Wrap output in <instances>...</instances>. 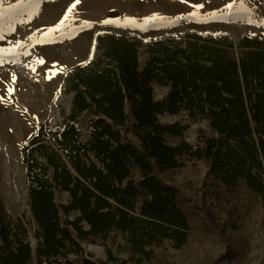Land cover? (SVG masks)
<instances>
[{
  "label": "trees",
  "instance_id": "1",
  "mask_svg": "<svg viewBox=\"0 0 264 264\" xmlns=\"http://www.w3.org/2000/svg\"><path fill=\"white\" fill-rule=\"evenodd\" d=\"M186 38L185 43H148L149 56L140 66L138 40L97 31L89 60L66 72V89L74 92L70 121L50 136L41 130L26 149L29 198L40 225L37 255L46 259L40 264H55L66 241L81 250L71 228L85 239L104 237L113 228L130 231L139 250L163 237L178 246L185 243L187 218L175 205L173 187L157 173L179 166L184 155L210 159L214 179L233 187L244 179L264 197V39L198 32H187ZM153 82L170 85L165 98L154 100ZM182 111L190 119H208L218 136L197 147L186 140L169 144L166 135L181 137L190 125L162 123L159 115ZM83 112L97 116L84 140L75 124ZM128 132L136 139L128 138ZM132 166L144 177L139 186L125 185ZM57 187L70 193L62 209L66 214L78 210L77 220L61 221ZM144 191L150 197L142 212L150 220L128 210ZM3 208L0 196V212ZM33 254L29 242L17 239L0 264H31ZM84 264L95 263L86 259Z\"/></svg>",
  "mask_w": 264,
  "mask_h": 264
},
{
  "label": "rangeland",
  "instance_id": "2",
  "mask_svg": "<svg viewBox=\"0 0 264 264\" xmlns=\"http://www.w3.org/2000/svg\"><path fill=\"white\" fill-rule=\"evenodd\" d=\"M16 3L18 0H4V8ZM73 4L71 26L53 33L55 39L38 43V38L47 39L48 29L57 26ZM230 4L232 7L228 8ZM153 16L163 19L143 23ZM126 18L135 19L141 26H119ZM106 20L116 23H103ZM85 21L90 23L85 25ZM101 30L138 40L139 63L143 66L149 56L148 43L161 39L185 43L187 32L225 33L236 39L258 35L264 39V0H79L78 3L76 0H39L38 9L26 6L7 12L0 20L3 35L0 48H13L18 43L23 47L17 49L19 55L6 56L0 65V97H4L0 102V196L4 207L0 212V257L7 247H16L17 239H23L31 245L34 240L31 264L46 261L37 255L40 225L29 198L26 149L41 130L50 136L51 132H61L70 121L74 92L66 89L65 74L89 60L94 36ZM40 60L44 63H39ZM152 87L154 100L165 98L170 89V85L157 82ZM9 88L13 90L11 95ZM96 119L97 116L88 112L76 119L83 140L89 136ZM159 121L190 125L181 137L166 135L172 145L186 140L197 147L206 139L218 136L208 119H190L186 111L161 114ZM127 137L136 139L132 132ZM47 142L56 146L51 138ZM179 163L175 168L157 173L163 183L173 187L175 205L187 218L185 243L178 246L175 240L163 237L144 243L139 250L131 240L130 231L113 228L104 237L85 239L71 228L81 250L66 241V248L53 259L55 264H84L86 259L95 264H264V197L244 179L235 187L214 179L210 172L211 160L206 157L184 155ZM48 175L53 177L52 169ZM143 178L141 170L132 166L125 185L132 181L139 186ZM24 195L27 207H24ZM149 197L145 191L135 197V208L128 209L130 214L150 220L142 212L143 203ZM55 201L63 223L79 218L78 210L66 214L62 209L70 201L68 191L57 187ZM112 203L116 205L113 200ZM82 224L89 229L88 223Z\"/></svg>",
  "mask_w": 264,
  "mask_h": 264
},
{
  "label": "snow or ice",
  "instance_id": "3",
  "mask_svg": "<svg viewBox=\"0 0 264 264\" xmlns=\"http://www.w3.org/2000/svg\"><path fill=\"white\" fill-rule=\"evenodd\" d=\"M79 0H76V3H78ZM26 6H31L34 9H38L39 7V0H18V3H16L15 5H10L8 9L4 8V0H0V20H2L4 18V16L7 14V12L9 11H14L16 9H24ZM243 6V5H241ZM75 7V4H73L72 6H70V8L68 9V12L66 13L65 17L60 21V23L55 26L54 28L48 29V32L46 34L47 39H41L38 38L37 42L38 43H43V42H49L52 39H55V37L52 35L53 33L60 31L62 28L64 27H70L71 26V19L72 17V9ZM197 7H202V5H198ZM228 8H231L232 5H228ZM29 15L31 16L32 13H29ZM156 19H163L162 17H158V16H153V17H149L147 18L143 23L146 25L148 23H150L153 20ZM68 22V24H66L65 22ZM90 22L85 21L84 24L88 25ZM103 23H116L114 21H103ZM119 26H141L139 22H137L135 19L133 18H126V21L123 25H119ZM0 39H3V35L2 33H0ZM29 39H32L31 37ZM23 47L22 44H16L15 47L13 48H0V65H2L5 62V57L8 55H19L20 53L17 52V49ZM39 63H44L43 60H40ZM61 71H64V69H61ZM15 81V75L13 74V82ZM12 88H9L8 93L9 95H11L12 93ZM4 101V97H0V102Z\"/></svg>",
  "mask_w": 264,
  "mask_h": 264
},
{
  "label": "bare ground",
  "instance_id": "4",
  "mask_svg": "<svg viewBox=\"0 0 264 264\" xmlns=\"http://www.w3.org/2000/svg\"><path fill=\"white\" fill-rule=\"evenodd\" d=\"M17 196H19V198H21V194L19 191H17ZM23 203H24V207H27L26 195H24V197H23Z\"/></svg>",
  "mask_w": 264,
  "mask_h": 264
},
{
  "label": "water",
  "instance_id": "5",
  "mask_svg": "<svg viewBox=\"0 0 264 264\" xmlns=\"http://www.w3.org/2000/svg\"><path fill=\"white\" fill-rule=\"evenodd\" d=\"M32 248H33V252H34L35 251L34 240H32Z\"/></svg>",
  "mask_w": 264,
  "mask_h": 264
}]
</instances>
